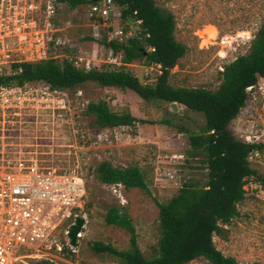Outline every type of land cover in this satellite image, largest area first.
I'll list each match as a JSON object with an SVG mask.
<instances>
[{"label":"rangeland","instance_id":"rangeland-1","mask_svg":"<svg viewBox=\"0 0 264 264\" xmlns=\"http://www.w3.org/2000/svg\"><path fill=\"white\" fill-rule=\"evenodd\" d=\"M48 2L54 9L49 28L46 27ZM155 2L173 14L175 40L187 48L186 55L179 60L169 79L175 87L216 90L223 67L247 53L249 42L264 19V0ZM13 4L14 20L18 23L14 35L20 38H14L8 46L12 53L8 65L1 66L3 74L8 72L10 65L25 58L19 51V48L25 49L20 39L32 40L37 31L47 30L49 58L55 57L61 62L66 54L81 52L97 61L105 60L101 48L89 38L86 6L70 10L53 0H14ZM23 19L24 25L28 26L26 30L18 22ZM144 64V60H136L125 68L143 84ZM121 67L102 65L101 68L118 70ZM22 89L21 103L15 95L0 91V151L9 159L22 155L36 158L41 167L48 170L76 172L86 185L82 210L88 220V234L80 242L76 255L66 250L63 256L53 252L58 255L52 259L54 263L119 264L116 258L96 254L91 249L94 242L109 244L120 251L129 248L130 235L104 222L108 209L114 206L128 213L143 256H155L160 231L159 209L154 199L165 204L177 191L163 182L155 183L154 170L166 162L167 156L186 152L184 140L189 133L199 134L204 124L203 116L177 105L180 113L173 116L170 106L163 102H145L130 90L102 88L92 82L62 91L46 90L43 84H28ZM247 91L248 99L228 129L238 140L264 143V78ZM98 101L106 102L115 113L129 111L137 122L133 127L98 129L93 117L86 114L87 105ZM181 133H185V137L177 139ZM249 160L264 179V155H253ZM102 162H109L114 167H139L150 194L124 188L117 192L100 183L95 169ZM186 177L203 183L206 173L188 169ZM245 190L246 200L238 206L239 217L227 227L226 239L215 237L214 244L224 256L234 258L239 264H264V183L250 179ZM65 230L66 224L56 235L61 244L66 243ZM20 256L15 264L45 261L33 249L21 251ZM191 264L209 263L200 259Z\"/></svg>","mask_w":264,"mask_h":264},{"label":"trees","instance_id":"trees-1","mask_svg":"<svg viewBox=\"0 0 264 264\" xmlns=\"http://www.w3.org/2000/svg\"><path fill=\"white\" fill-rule=\"evenodd\" d=\"M70 10L91 4L90 0H54ZM124 7V17L137 12L142 31L124 49L123 64L136 60L161 65L162 74L155 83L143 84L126 71L103 69L84 73L66 60L50 57L37 62H15L6 74H0L1 88H24L28 84H43L53 91L76 89L92 82L102 88L130 90L145 102L176 104L188 112L201 114L204 124L199 134H187L184 147L189 158L187 169L206 173L205 182H186L167 203L155 201L159 209L157 254L144 257L128 213L118 206L110 207L104 217L107 226L125 230L129 248L120 251L109 244L94 242L91 249L99 255L116 258L119 264H191L204 259L209 264H239L224 256L214 244V238L226 239L227 227L239 217L238 206L246 200L248 180L264 183L252 168L250 157L264 155V143L238 140L229 131L248 99V89L264 78V19L249 42L246 54L223 67L220 84L214 91L206 88L175 87L169 83L172 70L186 55L187 48L175 40L176 21L173 14L160 8L155 0H115ZM154 48L147 52L146 48ZM114 50L118 48L113 45ZM180 112H173V116ZM86 114L93 117L98 129L133 127L137 119L129 111L115 113L104 101L91 102ZM180 129L185 131V128ZM97 180L104 185L121 184L124 189H139L150 194L143 171L137 166L114 167L102 162L96 169ZM35 264H53L39 261Z\"/></svg>","mask_w":264,"mask_h":264},{"label":"built area","instance_id":"built-area-1","mask_svg":"<svg viewBox=\"0 0 264 264\" xmlns=\"http://www.w3.org/2000/svg\"><path fill=\"white\" fill-rule=\"evenodd\" d=\"M54 1V0H53ZM86 5V21L90 30L89 38L97 47L101 48L105 60L97 61L78 54H66L64 60L75 69L88 73L103 70L107 66L124 65V49L130 40L137 38L142 31V20L133 12L124 17V7L115 0H90ZM55 2V1H54ZM54 9L50 2L46 6V27L49 28ZM8 30H0V74L1 66L8 65L11 49L7 42ZM46 31H37L32 40L24 38L25 49L19 48L25 58L22 62H37L47 60ZM199 38L202 36L198 35ZM113 45L118 48L114 50ZM28 48V49H27ZM147 52H154V48L147 47ZM28 53V55H26ZM26 55V56H25ZM98 65V66H97ZM162 74V67L154 62L145 63L142 76L145 84L155 83ZM49 87L46 86V90ZM1 92L15 95L21 103L22 88H1ZM185 137V133L176 136ZM187 154L180 151L166 157L163 165L154 170V182H163L176 191L183 188L186 180ZM117 191L123 189L121 184L109 185ZM120 198L124 196L120 193ZM86 185L76 172H57L42 168L36 158L18 156L13 159L5 158L0 151V264H15L20 258L21 251L35 250L45 261L54 263L53 258L63 256L64 251L76 255L79 244L88 234V220L83 213L85 204ZM122 205V203H121ZM77 218L83 221L76 235V246L69 243L68 231L75 224ZM66 224L64 236L66 243L61 244L56 238L62 225ZM58 255H53L52 253Z\"/></svg>","mask_w":264,"mask_h":264},{"label":"flooded vegetation","instance_id":"flooded-vegetation-1","mask_svg":"<svg viewBox=\"0 0 264 264\" xmlns=\"http://www.w3.org/2000/svg\"><path fill=\"white\" fill-rule=\"evenodd\" d=\"M14 0H0V30H8L7 42L13 43L14 38H20L19 35H14L15 27L18 26L17 21L14 20L15 10H14ZM21 24L23 30L28 28L27 25H24V19L18 21ZM23 40L20 39L19 42Z\"/></svg>","mask_w":264,"mask_h":264},{"label":"water","instance_id":"water-1","mask_svg":"<svg viewBox=\"0 0 264 264\" xmlns=\"http://www.w3.org/2000/svg\"><path fill=\"white\" fill-rule=\"evenodd\" d=\"M170 109L173 112H178L176 104H172L170 106ZM82 224H83V221L81 220V218H77L76 221H75V224L73 226H71V228L69 229L67 237L69 239L70 245H72V246H76L77 245V243H76V235L79 232V229L82 226Z\"/></svg>","mask_w":264,"mask_h":264}]
</instances>
